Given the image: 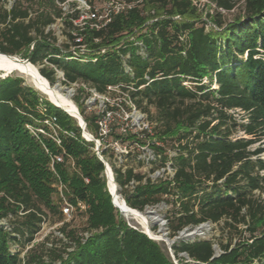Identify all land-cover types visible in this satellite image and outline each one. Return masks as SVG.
Listing matches in <instances>:
<instances>
[{
    "label": "trees",
    "instance_id": "trees-1",
    "mask_svg": "<svg viewBox=\"0 0 264 264\" xmlns=\"http://www.w3.org/2000/svg\"><path fill=\"white\" fill-rule=\"evenodd\" d=\"M67 1L15 0L10 9L1 6L0 52L30 58L51 85L61 72L63 85L85 84L99 94L119 87L138 109L155 107L158 137L177 143L174 175L143 183L133 169L112 165L124 202L141 212L171 203L172 239L223 223L217 239L174 243L179 264H264V147L252 149L264 137V0H207L217 10L211 29L191 0H105L134 7L112 15L101 30L75 26L79 11L66 16L61 4ZM241 1L243 16L223 21L219 11L231 12ZM60 19L69 31L63 47L50 29ZM85 44L87 54H81L78 46ZM76 103L99 139L98 116H85ZM233 110L244 112L248 123H238ZM53 118L62 131L75 134H60L61 147L40 124ZM240 128L250 139L233 137ZM94 146L82 137L76 119L25 79L0 78V221L17 219L9 230L0 226V264H175L156 241L122 219ZM108 152H102L106 160ZM59 154L65 162L56 171L69 200L88 206L86 226L81 232L64 223L60 233L71 242L64 248L48 247L50 237L32 247L48 214L64 220L50 169L51 155ZM132 181L139 184L127 189Z\"/></svg>",
    "mask_w": 264,
    "mask_h": 264
},
{
    "label": "rangeland",
    "instance_id": "rangeland-1",
    "mask_svg": "<svg viewBox=\"0 0 264 264\" xmlns=\"http://www.w3.org/2000/svg\"><path fill=\"white\" fill-rule=\"evenodd\" d=\"M85 1L95 6L98 15L100 16L101 22H104L108 15L109 16L112 15L110 10L113 9L111 8L112 6H110L109 1H105V0H85ZM191 1L193 5L198 8L199 14L201 15L202 19L204 21H208L207 28L208 29L213 28L214 25H212V20L210 17L216 15L217 13L215 6L210 4L207 0H191ZM14 3L15 0H0V7L3 6L6 9H10ZM77 3L78 0H70L69 4H67L66 6V16L72 13L70 12L74 9L72 5ZM243 3L244 1H241L236 6V8L231 12H225L220 10L219 12L223 16V21L230 22L235 18L243 16L244 14ZM113 8L115 10L119 9L118 7H113ZM176 19L179 20V17H176ZM87 28L91 29L88 26ZM50 29L57 38L56 45L59 47H63L68 42L66 37V32H69L68 28L64 26L62 22H58L57 24L53 25ZM132 40L135 39L133 38ZM85 47L87 48L88 45L85 44ZM80 53L87 54L86 52H80ZM101 53L103 54V51H101ZM35 67L39 69L38 66ZM3 74L4 72L0 71V78H2ZM8 76L21 77L25 79L27 85L33 87L31 83H29V81L23 75L17 72H12ZM58 79H62V76L59 74L57 75V81L52 86L54 87L60 86L63 89L64 94L70 93L71 95L70 98L72 101H74L76 105H77L76 102L79 101V103L82 106V109L84 110L85 116L91 117L92 115H97L100 101L97 99L95 101L91 100L94 99V97L90 95L87 97V93H90V91L87 89L86 86L84 87L81 84L66 86L61 84V82ZM209 82L210 80L205 78L203 83L210 85ZM185 84L187 86L191 85V83L188 81H186ZM211 86L212 88H217V85L215 83H212ZM33 88L36 89L35 87ZM37 91L40 93L42 98L50 102V100L44 93L40 92L39 90ZM109 97L117 104L121 105L122 107L127 105L126 102L124 101L127 100L126 96L121 95V93L119 92H114L111 95H109ZM138 110L141 111V113L146 116L145 124L146 123L149 124V127L144 128L143 125L134 122V119L126 120L125 117H121V118L116 117L117 121L112 125L111 137L106 138L104 143L110 147V145H112L115 141H118L120 142L121 145H123V147L127 148L128 153L124 154L123 157L120 156L111 157L110 153L113 150L109 149L110 152H108L107 154V158H108L107 161L109 162L110 166L115 165L117 168L122 169L123 171H126V169H133L135 174H140L143 176L144 178L143 183H146L148 180H151L152 182L156 183L161 180L172 178L174 175V167H173L172 159L177 155V143L175 142V140L171 138L160 140V138L158 137V133L159 131H161V129L157 128L158 118H157V110L155 107L149 106L147 109L148 112L142 109H138ZM230 113L235 117L238 123H242V124L248 123L247 116L245 115L244 112L240 110H233L230 111ZM41 123L45 125V122H40V124ZM48 128L52 131L50 127ZM86 132L91 134L88 129L86 130ZM233 137L250 139V137L247 136L241 128L234 132ZM94 138L97 139L95 136ZM259 147L261 148L264 147V137L261 138L259 142L252 147V149L254 150ZM95 148L96 145L94 146L93 151ZM165 156L167 157L166 162H164ZM261 157L264 158V154H262ZM121 192H122L121 188L119 187V195L122 196V199L124 200ZM66 195H69L68 192H66ZM54 197L55 199H57L56 194ZM166 199H170V198H166ZM84 204L86 205V203ZM87 210H88V206H87ZM149 211L153 213L152 219L149 220L150 230L156 234L162 233L163 237L169 239L171 242H173V244L180 241H193L196 239H217L221 235V227L223 226V223H221L220 225H211V224L207 226L204 225L201 228L198 227L199 229L196 228L194 230H187L184 231V233L179 234V236H177L176 238L172 239L169 237V232L167 228L168 226L167 216L173 211V205L171 203L164 201L153 208H146L144 211L142 212L138 211V212L146 215L147 213H149ZM85 213L86 211H78V210L75 211L73 220L67 222L71 224V229H76L81 232L84 231L87 222V216L85 215ZM120 214L122 219L129 225V227L144 232L142 225L137 220L127 217L122 212ZM15 220L17 219L6 220L3 227L8 228L10 223H13ZM61 222L59 221L58 216H53L52 214H48V216L45 219V222L42 224L40 232L35 237V242L34 244H32V247L35 244L42 243L47 237H50L48 247H50V244L52 243L54 244L53 246L54 247L56 246L57 248H64L63 247L64 244H71V242H69L66 239V237L62 233H60V229L63 227ZM190 235H194V236L189 237ZM60 240H63V243L60 242ZM156 242L162 247L164 252L171 257L168 244L160 240L159 241L157 240ZM74 247L69 249V251H73ZM216 248L219 252L218 247ZM180 257L187 259V257L183 255H180ZM175 260L179 264V261L177 260L176 256H175ZM57 264H61V263H57Z\"/></svg>",
    "mask_w": 264,
    "mask_h": 264
},
{
    "label": "built area",
    "instance_id": "built-area-1",
    "mask_svg": "<svg viewBox=\"0 0 264 264\" xmlns=\"http://www.w3.org/2000/svg\"><path fill=\"white\" fill-rule=\"evenodd\" d=\"M69 2H70V0H68L64 4H61V7H63V10L65 12V15H66V6H67V4H69ZM109 4H110V6H112L111 8L113 9V10H110L112 15L113 14L116 15L120 12H126L127 10H130L131 8L134 7V5H132V4L129 5L126 3L115 2V1H111V2H109ZM113 7H118L119 9L115 10ZM76 10L79 11V17H78V19L73 20V23L75 26L79 27L80 30H84L87 26L90 27L91 29H94V30H101V29L105 28L112 20V15H110V16L108 15L106 17L105 21L101 22L100 16L98 15V12H97L95 6H93L91 3H88L85 0H78V3L75 4L74 9L70 12L73 13ZM72 13H70V14H72ZM58 22H62V24H63L62 19L58 20ZM76 42L82 44L83 43V37L77 38ZM78 48L80 49L81 52H86L85 45L78 46ZM74 49H76V48H74ZM73 53L75 55L77 54L75 51ZM103 53H105L104 50H103ZM57 73L62 76V80H63L64 79L63 74L61 72H57ZM81 85H83L84 87L86 86L85 84H81ZM87 89L90 91L89 95L94 97V99H91V100L95 101L97 99L100 101L98 111H97L98 119L96 121V123L98 125L100 138L95 139L94 136L91 134H90L92 137L91 140L84 137V135H82V137L87 142H93L96 145L94 152H95L96 156L98 157V159L105 165V176L107 179V189L111 195L112 192L110 190V185H109L110 179H112L115 182L117 189H118V192H119V186L115 181V177H114L112 167L110 166L108 161L104 158V156L102 155V152L104 150H109V149L111 150L112 149L113 152L115 153V157H117V156L123 157L124 154L128 153L127 148L123 147V145H121L120 142H118V141H115L112 145H110V147L104 143L105 139L110 137V135H111L112 125L117 121L116 117H118V118L125 117L126 120H129V119L133 120L134 119V122L143 125L144 128H148L149 124H147V123L145 124V121H146L145 117L146 116L144 114H142L141 111L138 110V108L136 107L134 102L128 97V95L126 93L122 92L119 87H109L108 92L106 94H99L95 90L89 89L88 87H87ZM114 92H119V93H121V95L126 96L127 100H124L127 104L126 106L122 107L121 105L117 104L115 101H113L109 97V95H111ZM45 124L52 129L53 132H52L51 137L54 140V142L56 143V145L59 147L62 146V140L59 136L60 134L64 135L65 137L75 138V134H73L72 132L62 131L60 129V127L56 124L55 118H53L51 120H46ZM27 128L32 132V134L37 135L31 126H28ZM86 130H87V124H86L85 131ZM37 132H39L40 134H43V135H47L46 132L42 129H39ZM64 162H65V158H64L63 154L54 155V156L51 155L50 169H51L52 173L54 174L56 181H57L55 184V188L57 191V197L60 201V210H61L62 216L64 218L63 222H61L62 225L65 222L67 223V222H70L71 220H73V216H74L76 210L87 211V205H85L84 203L79 202V201L77 202V204H74L69 200V198L66 195L67 187L63 183L62 179L60 178L59 174L56 171V166L63 164ZM70 164H71L72 168H75V164L72 160L70 161ZM109 173H110V175H109ZM85 182L88 184L89 180L85 179ZM138 184L139 183L132 181L128 186H126V188L133 190ZM5 222H6V220L0 221V226L3 227ZM204 225L207 226L210 224H204ZM204 225H201L200 228ZM5 229L9 230L10 228L6 227ZM133 229H135V228H133ZM142 233H144V232H142ZM89 236H90L89 233L84 234L85 238H88ZM16 248L17 247H14L13 250L16 251ZM24 256H25V252L22 253L21 258L23 259Z\"/></svg>",
    "mask_w": 264,
    "mask_h": 264
},
{
    "label": "bare ground",
    "instance_id": "bare-ground-1",
    "mask_svg": "<svg viewBox=\"0 0 264 264\" xmlns=\"http://www.w3.org/2000/svg\"><path fill=\"white\" fill-rule=\"evenodd\" d=\"M0 71L4 73L17 72L23 75L33 87L44 93L51 103L63 108L73 116L78 117L79 109L74 101L70 98V93L64 94L60 86H52L33 65H25L20 61L0 55ZM86 132V131H85ZM85 136L89 139L87 132ZM110 190L113 193L114 203L119 207L120 211L127 217L137 220L143 227L144 232L150 235L156 241L163 238V234H156L150 230L149 220L152 219V212L149 211L146 215L129 207L122 197L119 195L115 182L110 179Z\"/></svg>",
    "mask_w": 264,
    "mask_h": 264
},
{
    "label": "water",
    "instance_id": "water-1",
    "mask_svg": "<svg viewBox=\"0 0 264 264\" xmlns=\"http://www.w3.org/2000/svg\"><path fill=\"white\" fill-rule=\"evenodd\" d=\"M0 55L5 56V57L12 58V59H14V60H16V61H20V62H22V63L25 64V65H33V64L31 63L30 58H28V59H22L20 56H10V55H5V54H3V53H1V52H0ZM33 66H34V65H33ZM37 70H38V72H39V69H38V68H37ZM39 73H40V72H39ZM9 74H10V73H4V74L2 75V78L7 77ZM52 104H53V103H52ZM53 105H54V104H53ZM54 106H56V105H54ZM56 107L59 108V109H61L62 111H64V112H65L66 114H68L69 116H71V117H73L74 119H76V120L78 121L79 127H80L81 130L83 131V135H84V137H86V136H85V134H86V132H85L86 122H85V120L83 119V117L81 116V114L78 113V117H75V116H73L71 113H69V112H67L66 110H64L63 108H60V107H58V106H56ZM87 135L89 136V139L91 140V139H92L91 135H90L89 133H87ZM86 138H87V137H86ZM109 175H110V173H109ZM111 196H112V202H113V205H114L118 210H120L119 207L114 203L113 193L111 194ZM120 212H121V211H120ZM186 231H187V230H186ZM182 233H184V232H182ZM144 234H146L147 236H149L150 239L156 241L155 239H153V238H152L150 235H148L147 233L144 232ZM192 236H194V235H190L189 237H192ZM160 241H164V242H166V243L168 244V246H169V251H170V254H171V257H172L174 263H175V264H178V262H176V260H175L174 251H173V248H172V244H173V242H171L169 239L164 238V237H163ZM183 256L188 257L187 255H183Z\"/></svg>",
    "mask_w": 264,
    "mask_h": 264
}]
</instances>
